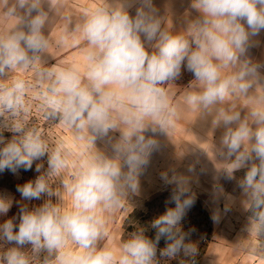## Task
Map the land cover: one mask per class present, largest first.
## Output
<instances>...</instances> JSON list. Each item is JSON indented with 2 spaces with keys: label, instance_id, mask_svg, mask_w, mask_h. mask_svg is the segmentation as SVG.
<instances>
[{
  "label": "clouds",
  "instance_id": "1",
  "mask_svg": "<svg viewBox=\"0 0 264 264\" xmlns=\"http://www.w3.org/2000/svg\"><path fill=\"white\" fill-rule=\"evenodd\" d=\"M135 2L119 0L109 5L102 0L91 8L80 35L73 39V45L87 42L81 62L42 74L46 81L39 94L42 107L73 129L74 140L82 142L80 157L71 165L62 192L54 193L48 177L69 167L63 144L50 151L38 131H29L0 150V170L14 173L32 170L33 162L48 154L49 173L18 185L16 191L25 201L53 194L59 198L58 203L48 199L31 210L22 205L18 216L0 224V238L15 245L0 257L3 264H31L25 245H31L33 253H47L43 264H154L161 238L167 241L161 256L195 253L194 246L184 243L185 235L178 227L194 201L190 196L181 199L187 181L176 174L162 175L166 183L177 185V191L172 197L175 208L152 222L158 230L155 241L137 232L118 247L97 245L108 235L107 214L123 206L129 191H137L138 177L158 148L157 141L145 133L168 128L178 115L161 85L175 80L186 67L199 87L186 93L185 102L205 109L233 93L246 94L252 87L249 77L255 75V65L244 61L239 71L225 70L237 64L251 38L264 30V0H193L199 16L183 34L162 28L152 0H139L140 7L130 15ZM41 5L42 0H17L9 9L10 13L17 7L23 9L29 18L23 28L0 35V73L28 68L37 59L36 53L48 47L41 31L47 13ZM61 41L66 43L67 36L62 34ZM27 91L23 79L0 84V108L26 111ZM251 117L255 127L248 118L242 120L238 111L219 109L215 123L222 122L227 129L222 144L226 156L235 157L227 165L229 176L233 170L248 169L240 186L256 211L264 209V101L253 106ZM12 130L20 132L21 126L16 124ZM110 130L121 133L111 154L96 150V140H103ZM35 170L39 173L41 166ZM11 206L12 200L0 195V215ZM256 215L264 230V211Z\"/></svg>",
  "mask_w": 264,
  "mask_h": 264
},
{
  "label": "rangeland",
  "instance_id": "2",
  "mask_svg": "<svg viewBox=\"0 0 264 264\" xmlns=\"http://www.w3.org/2000/svg\"><path fill=\"white\" fill-rule=\"evenodd\" d=\"M87 47V42L78 48L61 56H53L45 50L36 53L37 59L26 69H5L0 73V84L11 85L17 78L23 79L28 86L25 94L27 110L18 109L11 111L0 108V150L19 140L29 131H38L42 139L48 144L49 150H54L63 144V151L67 155L69 167L58 175L48 177L54 193L63 190V181L72 172V164L78 161L82 151L81 143L74 140L75 132L60 122L58 116L50 115L42 107L39 97L41 85L46 83L42 74L53 67H68L73 63L81 62L82 50ZM31 56L32 53L30 52ZM195 84L194 75L182 67L180 75L173 81L165 82L164 87L172 103L182 91ZM16 124L21 126L20 132L12 129ZM119 130H110L103 140L97 139L94 147L98 151L111 154L112 145L119 139ZM146 136H151L158 143V148L149 156L148 163L143 167L138 177L137 191H129L124 197L122 207L107 214L108 235L98 241V247L110 244L118 247L127 241L133 233L143 234L155 241L157 229L152 227L154 219L165 213L168 208H175L172 199L177 191L176 184L166 183L162 175L171 178L174 174L183 176L187 183V192L181 199L189 196L193 198L192 205L186 210L179 224V230L185 235V244L194 246L195 253L186 255L183 251L174 257L161 256L160 252L167 246L165 238L157 244V254L154 264H264V230L259 226L249 197L241 188L247 168L233 170L231 176L225 169L196 168L187 158L186 152L181 147V123L175 121L166 129L156 127L155 132L148 131ZM235 158L230 159L231 162ZM195 160V159H194ZM41 166V171L36 172V166ZM50 171L48 154L33 162L32 170L18 169L15 173L5 168L0 170V195L12 200V206L5 215H0V224L14 216H18L22 205L34 209L41 206L46 200L58 203L59 198L53 194L51 197L44 195L40 200L25 201L16 191L18 185H23L29 180H35L39 175H46ZM210 180H216L211 182ZM204 209L208 219L200 214ZM14 244L0 238V257L3 256ZM24 251L30 258L41 261L47 253H33L31 245H25ZM0 264H3L0 259Z\"/></svg>",
  "mask_w": 264,
  "mask_h": 264
},
{
  "label": "crops",
  "instance_id": "3",
  "mask_svg": "<svg viewBox=\"0 0 264 264\" xmlns=\"http://www.w3.org/2000/svg\"><path fill=\"white\" fill-rule=\"evenodd\" d=\"M101 2L102 0H42L41 6L47 13V19L41 31L49 42L45 50H51L47 53L61 56L85 43L86 41L80 40L73 45V39L80 35L79 28L86 13ZM103 2L114 5L119 0ZM16 3L17 0H0V35L23 28L25 20L29 18L25 10L18 7L15 13H10L9 9ZM152 4L162 21V28L172 34L186 33L190 23L199 16L198 10L192 6L193 0H152ZM137 7H140L139 0L129 8V14L134 16ZM62 34L67 36L66 43L61 41ZM45 50L42 52L45 53ZM148 50L151 52L153 49L149 47ZM244 61L256 66L255 75L249 77L253 85L246 94L233 93L208 109L192 107L186 104L185 95L189 91L198 90L199 86L195 81L192 87L182 91L172 101L178 113L174 120H180L181 123L182 150L186 152L189 161L193 160L188 167L220 170L225 169L231 163L230 159L235 158L226 156L227 149L222 144V137L227 129L222 122L215 123L219 109L238 111L242 120L248 118L249 123L255 127L251 110L258 102L264 101V30L251 38L247 52L236 65L230 66L225 72L239 71L240 63ZM232 126L235 127V124Z\"/></svg>",
  "mask_w": 264,
  "mask_h": 264
},
{
  "label": "built area",
  "instance_id": "4",
  "mask_svg": "<svg viewBox=\"0 0 264 264\" xmlns=\"http://www.w3.org/2000/svg\"><path fill=\"white\" fill-rule=\"evenodd\" d=\"M31 264H43V262L40 259L31 258Z\"/></svg>",
  "mask_w": 264,
  "mask_h": 264
},
{
  "label": "trees",
  "instance_id": "5",
  "mask_svg": "<svg viewBox=\"0 0 264 264\" xmlns=\"http://www.w3.org/2000/svg\"><path fill=\"white\" fill-rule=\"evenodd\" d=\"M199 213L202 214L203 216H205L206 219H208V215L206 214L204 209L200 208V212Z\"/></svg>",
  "mask_w": 264,
  "mask_h": 264
}]
</instances>
